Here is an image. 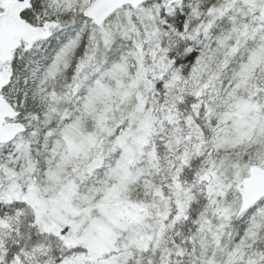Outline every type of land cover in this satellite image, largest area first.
<instances>
[{
	"label": "snow or ice",
	"instance_id": "1",
	"mask_svg": "<svg viewBox=\"0 0 264 264\" xmlns=\"http://www.w3.org/2000/svg\"><path fill=\"white\" fill-rule=\"evenodd\" d=\"M0 264H264V0H0Z\"/></svg>",
	"mask_w": 264,
	"mask_h": 264
}]
</instances>
